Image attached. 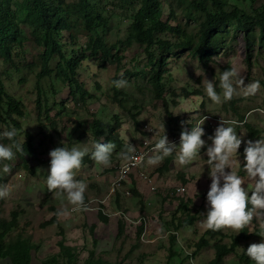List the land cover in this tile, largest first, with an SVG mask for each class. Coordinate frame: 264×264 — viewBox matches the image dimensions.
<instances>
[{
	"label": "rangeland",
	"instance_id": "obj_1",
	"mask_svg": "<svg viewBox=\"0 0 264 264\" xmlns=\"http://www.w3.org/2000/svg\"><path fill=\"white\" fill-rule=\"evenodd\" d=\"M0 1L9 2L13 8L19 30L17 42L11 45V59L5 60L0 56V79L6 94L22 103L24 114L17 118L20 127H16L5 115L8 109L6 100L0 101V132L15 128V141L21 149L26 141V132H30L34 153H24L21 158L14 148V158L3 162L10 167L8 173L3 172V164H0V185L12 186L11 195L0 200V219L11 221L12 213L20 214L19 228L7 238L6 244L20 236L37 246L38 250L32 253V264H43L58 255V244L72 249L75 264H85L92 251L96 259L107 262L125 261L127 257L139 256L140 253L141 260L149 261L151 255L157 252L159 257L155 260L162 257L161 264H180L177 263V255L174 258L169 256L170 247L183 255L189 254V247L197 245L207 231L202 227V221L208 210L206 197L211 179L205 153L207 147L211 146L209 137L214 136L221 120L235 122L226 126L234 127L242 138L233 170L245 180L244 187L247 188L248 179L243 170L244 149L247 141L256 142L264 138V49L256 48L253 66L249 70L244 35L232 23L223 34L226 35L225 39L219 37L220 48L208 55L201 56L192 49L176 50L167 60L162 73L163 92L161 98H157L150 79L151 67L146 45L127 43L140 3L135 0H89L107 20V26L88 31L79 0H65L68 8L62 16L73 28L61 31L54 38L67 58L84 56L77 70V78L91 97L82 98L80 93L71 94V88L57 74L60 61L57 54L49 64V74L40 76L43 65L41 56L47 39L44 30L30 23L32 14L27 9V0ZM189 1L161 0L162 19L172 27L179 26L196 43L206 13L194 8L192 0ZM222 1L226 10L238 7L248 14H253L264 5V0ZM206 7L209 12L216 11L210 3ZM97 37L103 39L118 60L113 57L104 60L100 53H91L87 47ZM39 39L45 42L41 46L37 44ZM157 40L178 43L182 38L176 33L165 32L156 34ZM152 51L158 58V47L153 46ZM233 68L245 78V84L259 81L260 90L254 96L244 97L241 94L231 101L214 104L206 95V82L213 81L217 92L221 93L220 76L223 71ZM120 79L127 80V87L117 89L114 86L113 82ZM203 117H207L202 125L205 132L202 139L206 147L201 149L200 157L191 165L179 166L173 154L167 157L172 160L169 170L163 171L162 168L166 158L157 166L145 167L154 178L157 191L151 192L147 184L134 179L136 182L126 189H132L138 183L140 195L132 193L130 197L123 196L122 190L111 196L110 190L115 180L113 167L123 162L118 153L128 143L137 149L148 139L155 145L165 134L170 143L179 147L181 132L185 129L191 131V127ZM97 120L104 125L103 136L94 133V122ZM248 127L258 135L253 138ZM109 142L116 146L111 165L103 167L95 164L90 158L94 145ZM0 143L7 146L13 142L0 138ZM60 147H76L87 152L75 178L87 184L84 196L88 211L71 213L72 206L67 203L66 197H58L47 191L49 153ZM37 169L43 171L38 172ZM180 184L186 185L188 192L184 196L171 198L169 189ZM182 200L188 203L194 215L200 217L194 227L181 226L184 216L182 212L177 213L176 208ZM63 208H67L71 214L57 217L55 225L46 227L44 224ZM99 211L110 216L108 223L98 219ZM120 221L125 223V228L123 235L118 237ZM92 225H96V228L91 229ZM141 225L144 231L138 235ZM248 230L252 238L242 242L236 253L223 259L222 264H244L241 259L244 254L240 249L245 252L251 244L264 242V238L256 235L261 230L255 220ZM223 234L225 238L209 241V247L203 249L199 262L194 264L210 263L215 256L213 246L217 242L230 245V239L240 233L223 230ZM144 255L148 258H144ZM65 262L60 256L56 264ZM0 264L11 262L0 260Z\"/></svg>",
	"mask_w": 264,
	"mask_h": 264
},
{
	"label": "trees",
	"instance_id": "obj_2",
	"mask_svg": "<svg viewBox=\"0 0 264 264\" xmlns=\"http://www.w3.org/2000/svg\"><path fill=\"white\" fill-rule=\"evenodd\" d=\"M135 1L140 3V8L134 16L132 30L127 38V43L132 44L135 42L146 45L148 63L151 67L150 79L155 87L157 98H161L163 92V86L161 85L163 79L162 73L166 68L168 58L173 56L176 50L192 49L195 51V53H200L201 56L208 55L218 50L221 43L219 37L221 36L223 40L225 39L226 35L223 34L226 33L228 27L232 23H235L236 28L242 31L244 35L246 60L249 70H251L253 66L252 59L254 57L256 48L258 47L260 49H264V5L260 9L254 11L253 14H248L241 11V9L238 7H235L231 11L226 10L225 3L222 0H199V2H197V0H192L194 8L206 13V19L200 25L198 41L193 43L188 37L187 33L179 26L172 27L163 21V4L161 0ZM208 3H210L214 9H216L215 12L208 11L206 7ZM79 6L83 11L82 13L85 17V28L88 29V31H96L100 27L107 26V20L99 14L96 7L93 6L89 0H79ZM67 8L68 6L67 3H65V0H27V9L32 14V20L30 23L44 30L45 38L47 39L45 51L41 56L43 65L40 76L44 77L49 74L51 71L49 64L52 62V60L54 61V55L57 54L60 59L58 63L57 74L71 88V94L76 95L77 93H80L82 98H86V96L91 97L88 91L84 89L83 84H81L77 78V70L84 56L79 55L73 58H67L54 38L55 35L61 31H69L72 28V25L62 16L63 11H65ZM221 24L223 27H220ZM18 32V23L16 21L13 8L9 2L0 1V56L4 57L5 60L11 59V45L17 42ZM165 32L176 33L180 38H182V40H180L178 43H172L170 41L164 40L156 41V34ZM43 43L45 42H42L40 39L37 40L38 45L41 46ZM153 46H157L160 51L158 58L155 57V54L152 51ZM87 48H90L92 54L98 55L100 53L104 60H108L110 57L118 60L117 55H113L112 49L104 43L101 37L92 39L91 45H89ZM117 94L118 92H116V95ZM3 99L6 100V107L8 108L6 109V117H8L16 127H20V123L17 121V118L24 116L21 109L22 103L17 101L15 97H11L6 94L3 83L0 79V101L2 102ZM248 128L250 129V127ZM93 129L97 136L104 135V125L98 120L94 122ZM250 133L253 138L258 135V133L255 132L253 128L250 129ZM15 139L16 138H14V141ZM32 141V134L30 132H26V141L22 145V150H18V155L21 158H23L24 153L29 155L34 154ZM15 144H18L17 141H15ZM171 161V158H166L162 167L163 171L169 170ZM137 184H134V187L131 189V191L135 195H140L139 191L137 190ZM121 191H118L116 194L121 193ZM123 196L126 195L123 194ZM130 196L132 195H129L128 197ZM176 212L183 213L184 218L181 222L182 227H194L198 220H200V217L198 215H194L195 212L189 207L188 203H185L183 200L180 201L179 205L177 206ZM11 216V221H4L0 219V260H9L11 264H32V253L38 250L37 246L32 245L29 241L23 240L20 236H18L9 244H6L7 238L19 228L20 214L18 212H14L11 214ZM108 217V215H105L99 211L98 219L102 223H108ZM56 223L57 216L55 215L54 218L44 225L47 227L53 226ZM94 228H96V225L91 226V229ZM124 228L125 223L120 221L118 227V237L123 235ZM143 231L144 227L141 225L138 229V235H141ZM248 231V227H246L242 232H240L238 236L231 238L230 245L217 242L215 246H213L215 250L214 259L208 264H222L223 259L231 254H235L242 242L252 238V236L248 234ZM259 234L260 232L257 231L256 235L259 236ZM222 238H225L223 230H207L197 245H195L193 248L189 247L191 253L183 255L182 252L178 251V254L174 247H170L169 251L171 253L169 256L174 258L177 255V263L180 262V264H194L197 261L199 262L200 254L204 248L209 247L210 240L218 241ZM58 248L60 249V253L54 258L45 261L43 264H56L57 260L60 259V256L66 260V264L76 263L74 262L75 256L72 254V249L64 244H58ZM89 253V258L85 264H117L121 262H132L135 264L131 256L127 257L125 261L120 259L115 260L114 262H107L101 258L96 259L95 253L93 251ZM156 257L159 256L155 255L154 258ZM160 258L161 259L159 260H155V264H161L162 257ZM241 259L244 264H255V262L250 260V258H248L245 254ZM173 260L174 259H172V261Z\"/></svg>",
	"mask_w": 264,
	"mask_h": 264
},
{
	"label": "clouds",
	"instance_id": "obj_3",
	"mask_svg": "<svg viewBox=\"0 0 264 264\" xmlns=\"http://www.w3.org/2000/svg\"><path fill=\"white\" fill-rule=\"evenodd\" d=\"M113 84L117 89H122L127 87L128 82L125 79H120L114 81ZM260 87L259 81L245 84V78L233 68L223 71L220 76L219 88L221 93L217 92L213 81L209 80L205 84V92L214 104H221L231 101L236 95L254 96ZM206 119L207 117H203L201 121L191 127V131L185 129L181 132L179 147L170 143L164 134L155 143L152 154L147 156V166H157L173 154H175V162L179 166L191 165L198 156L200 157L201 149L206 147L205 140L202 139L205 135L202 125ZM229 123L234 124L235 122L221 120V125L215 130L214 136L209 137L211 146L207 147L205 154L208 157L206 164L209 168L211 184L206 197L208 210L204 216L205 219L202 221V227L211 231L231 230L239 234L255 220L261 230L259 236L264 238V138L256 142L247 141V146L244 149L245 164L243 170L246 173L248 185L245 188V180L233 170V166L237 163L236 158L242 144V138L237 135L234 127L226 126ZM16 135L17 130L15 128L0 132V138H6L13 142L7 146L0 143V164H3L4 173L10 171V167L3 162L14 158L13 149L22 150L20 145L14 143ZM115 147L112 142L107 144L96 143L90 158L97 165L109 167ZM135 152L136 148L128 143L118 153L119 158L127 162L124 168L125 172L128 170V163L135 162L139 165L145 162V156L138 157ZM86 155V151L76 147L71 149L60 147L49 153L50 167L46 178L47 191L58 197H66L67 203L72 206L71 213L88 211L84 196L87 184L75 178L76 172L81 168L83 158ZM37 171L42 172L43 169H37ZM133 183L134 181L125 184L124 194L126 191H130L132 195L131 189H126V187ZM11 192V185H0V200L8 198ZM71 213L67 208H63L56 215L62 218ZM140 246L138 245V247ZM240 250L255 264H264V242L251 244L246 253L243 249ZM157 254L156 252L151 255L149 261L141 260L140 264H155L154 257ZM144 258H148V256L144 255Z\"/></svg>",
	"mask_w": 264,
	"mask_h": 264
},
{
	"label": "built area",
	"instance_id": "obj_4",
	"mask_svg": "<svg viewBox=\"0 0 264 264\" xmlns=\"http://www.w3.org/2000/svg\"><path fill=\"white\" fill-rule=\"evenodd\" d=\"M147 141V142H146ZM154 144L152 141L144 140L142 144L136 149V156H145V162L137 165L135 162L128 163V170L125 172L124 168L126 166L125 161L121 162L118 166L113 167L115 173V180L112 183V188L110 190L111 195H115L118 191L123 190L126 183H132L133 180H140L150 186L151 191L155 192L157 190V186L155 185V180L151 175L146 171V159L147 156L152 154V149ZM188 192V188L186 185L180 184L175 187H171L169 189L170 197L184 196ZM125 195H131L130 191H126Z\"/></svg>",
	"mask_w": 264,
	"mask_h": 264
},
{
	"label": "crops",
	"instance_id": "obj_5",
	"mask_svg": "<svg viewBox=\"0 0 264 264\" xmlns=\"http://www.w3.org/2000/svg\"><path fill=\"white\" fill-rule=\"evenodd\" d=\"M140 247L142 248V246H140ZM132 260H133V262L135 264H140V261H141L140 255L139 256H135L134 258H132Z\"/></svg>",
	"mask_w": 264,
	"mask_h": 264
},
{
	"label": "bare ground",
	"instance_id": "obj_6",
	"mask_svg": "<svg viewBox=\"0 0 264 264\" xmlns=\"http://www.w3.org/2000/svg\"><path fill=\"white\" fill-rule=\"evenodd\" d=\"M189 1V0H188ZM200 1H202V0H200ZM190 2V1H189ZM196 2V1H195ZM197 2H199V0H197ZM189 4H191V3H189ZM193 4V3H192ZM197 4H199V3H197ZM188 6L189 5H187V10H188ZM193 8V7H192ZM242 11V10H241ZM189 13V12H188ZM191 14H192V12H191ZM227 25V24H226ZM220 27H223V25L221 24V26ZM73 28V27H72ZM222 31H224V30H222Z\"/></svg>",
	"mask_w": 264,
	"mask_h": 264
}]
</instances>
